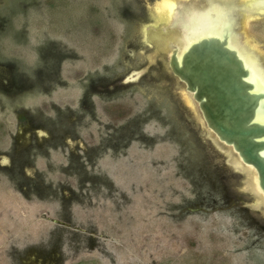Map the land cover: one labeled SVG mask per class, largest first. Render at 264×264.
<instances>
[{
  "label": "rangeland",
  "instance_id": "rangeland-1",
  "mask_svg": "<svg viewBox=\"0 0 264 264\" xmlns=\"http://www.w3.org/2000/svg\"><path fill=\"white\" fill-rule=\"evenodd\" d=\"M183 1L179 14L161 0H0V264L62 235L66 264H264V211L171 75L182 31L158 30L174 16L204 33L222 20L215 37L241 26L228 42L246 62L240 42L264 55V18ZM19 163L45 175L38 190Z\"/></svg>",
  "mask_w": 264,
  "mask_h": 264
},
{
  "label": "water",
  "instance_id": "water-1",
  "mask_svg": "<svg viewBox=\"0 0 264 264\" xmlns=\"http://www.w3.org/2000/svg\"><path fill=\"white\" fill-rule=\"evenodd\" d=\"M218 3L221 5L224 1ZM213 6L212 2L209 8ZM181 7L185 11V5ZM181 7L176 11L179 14L184 12ZM209 8L197 5L191 11L202 14ZM259 16L262 14L254 17ZM241 19L243 17L238 21ZM174 27L182 32L181 39L174 40L169 46V68L185 84L186 94L190 92L197 101L201 120L209 135H215L212 141L226 152V162L237 170L239 176L244 177L241 192L253 199L251 206L264 211V122L256 118L264 113V91L254 90L249 69L240 51L235 50L238 49L237 43L235 47L229 45L230 36L239 41L241 35L229 30L231 35L225 31L215 37L214 32L220 27L217 24L214 32H195V36L188 37L189 43L184 44L182 22L174 18L170 29L174 30ZM240 43L241 47H246L242 44L244 42ZM251 55L256 56L252 59L264 71V55ZM137 75L139 72L133 73L128 79L133 80ZM250 181L257 188L256 193L250 188L246 189ZM256 194L259 200L254 203Z\"/></svg>",
  "mask_w": 264,
  "mask_h": 264
},
{
  "label": "flooded vegetation",
  "instance_id": "flooded-vegetation-1",
  "mask_svg": "<svg viewBox=\"0 0 264 264\" xmlns=\"http://www.w3.org/2000/svg\"><path fill=\"white\" fill-rule=\"evenodd\" d=\"M197 1L198 2H201V3H197ZM208 0H193V2H192V4L191 5H193V4H195L196 3V6L198 5H200L201 7H204V8H209V6H210V3L209 2H207ZM229 1H232V0H229ZM253 1V0H252ZM251 0L250 1H248V4L249 3H251L252 2ZM255 2H257V1H259V0H254ZM184 3H187L188 5H189V2L188 1H186V0H184L183 1ZM206 2V3H205ZM261 2H264V0H261ZM208 3V4H207ZM243 3H245V0H243ZM209 5V6H208ZM182 5L180 4V6L179 7H181ZM208 6V7H207ZM176 8V10H177V7L176 6H174L173 7V9H175ZM182 8V7H181ZM192 8V6H189L188 7V11L190 12V10L189 9H191ZM262 9V8H261ZM251 11L252 12H256V11H258V10H252L251 9ZM255 15H258V12L255 14ZM245 17V16H244ZM174 18H176L175 16H174ZM260 18H264V14H262V16H259L258 18H255V19H257V20H259ZM160 27V26H159ZM164 27H166V26H164ZM163 27V28H164ZM161 28V27H160ZM158 29L159 31H161L162 30V32H163V28L162 29ZM169 28H170V26H169ZM150 29H151V27H150ZM174 29L176 30V27H174ZM152 30V32L153 31H158L157 30V28H153V29H151ZM172 29H169L168 31H171ZM219 30V29H218ZM234 30H236V31H234ZM241 30H242V28H241V26H238V28H233L232 30H230V31H234L235 33H239L242 37H243V35L241 34ZM147 32V31H146ZM146 32H145V34H146ZM162 32H160V33H162ZM165 32H167V31H164V33ZM144 34V35H145ZM180 39V38H179ZM174 41V40H173ZM150 42V41H149ZM168 49V48H167ZM169 51H170V49H169ZM170 54V53H169ZM169 60H170V58H169V55H168V67H169ZM169 70H170V68H169ZM136 72H139V75L142 73V71L140 70V71H133V73H136ZM170 72H171V70H170ZM133 73L132 74H130V75H128L125 79H127L128 81L127 82H132V80H129L128 78L131 76V75H133ZM139 75H137V76H135V77H133V78H137ZM171 75L174 77V78H176L173 74H172V72H171ZM183 83V82H182ZM183 85H184V90H186V86H185V84L183 83ZM93 86V82H91L90 84H89V87H92ZM186 93V92H185ZM188 97H189V99H191L192 100V102H193V104H194V106H195V108L198 110V113H199V116H200V118H201V113H200V111H199V109H198V106H197V101L194 99V97H193V95L189 92L188 93V95H187ZM88 97V96H87ZM90 101V100H89ZM91 102V101H90ZM23 120H24V122L26 121V119H24L23 118ZM27 124V123H26ZM212 135L213 136H215L213 133H212ZM207 139V141H209V146H210V148L212 149V150H216L217 152H219V153H222V149L219 147L218 148V146L213 142V141H210V139L209 138H206ZM28 149V148H27ZM26 149V150H27ZM224 152V151H223ZM224 157V165H231V164H229L228 162H226L225 160V155L223 156ZM72 158H76V159H80V155L79 154H77V155H75V154H72ZM25 162H27V165H29V159H23ZM16 161H19L20 163L22 162L21 160H16ZM3 162H5V161H3L2 160V163ZM1 163V164H2ZM20 163L18 164V166L20 167ZM224 165L223 164H221V167L223 166V168H224ZM63 166V169H66V168H69V166L68 165H62ZM79 167V166H78ZM22 167H20V169H19V174H21L20 176H23L24 177V179H26V181L28 182V183H24V185L27 187V188H30V191H33L34 192V190L36 189V190H38L43 184L41 183V182H43L44 183V177H42L44 174L43 173H40V172H37L38 170H35V173H34V175H32V174H28L26 171H25V169H21ZM234 168V167H233ZM12 169V168H11ZM9 171H11V170H9ZM12 172V171H11ZM236 172V171H235ZM236 173H238V172H236ZM239 174V173H238ZM45 176V175H44ZM31 182V184H30V182ZM23 184V183H22ZM48 187H51V185H49ZM52 188V187H51ZM23 189V188H22ZM24 190V189H23ZM41 190H43V188H41ZM73 190V189H72ZM242 193V192H241ZM63 235L59 238V236H58V240L57 239H55V241L53 242L52 241V243H49V247H47L46 249H44V248H35V249H32L31 250V253H26L25 255H19L18 253L16 254V256H17V263L18 264H66V262L69 260V256H68V254L69 253H71V251H70V249H69V245H70V243L69 242H67V240L65 239L64 241H63ZM62 238V239H61ZM61 239V240H60ZM69 240H71L72 241V239L69 237V239H68V241ZM76 249H78V247L76 246ZM69 252V253H68Z\"/></svg>",
  "mask_w": 264,
  "mask_h": 264
},
{
  "label": "bare ground",
  "instance_id": "bare-ground-1",
  "mask_svg": "<svg viewBox=\"0 0 264 264\" xmlns=\"http://www.w3.org/2000/svg\"><path fill=\"white\" fill-rule=\"evenodd\" d=\"M186 1H188L189 2V5H191L192 4V2H193V0H186ZM220 1H224V2H228L229 0H220ZM238 2V4H239V6L241 5V6H244V9H245V7L247 8V10H245V12H247V14L245 15V17L246 16H256L255 14L258 12V14L259 13H261V14H264V11H262L261 10V8L259 9V11H256V12H252L251 11V9H252V6H251V4H252V2L251 3H249L248 4V1H250V0H245V3H243V2H241V0H232V2ZM252 1V0H251ZM207 2H209V3H212L213 1H210V0H208ZM206 3V2H205ZM187 6H189L187 3H185ZM240 6V7H241ZM194 8H196V5H195V7ZM209 11V14H211V15H213V16H215L216 15V10L214 9V8H209L208 9ZM238 11V13H239V10H237ZM241 11V10H240ZM220 11H218V13H219ZM233 12V11H232ZM242 12V11H241ZM236 13V12H235ZM220 14V13H219ZM221 14H223V13H221ZM233 14V13H232ZM237 14V13H236ZM239 15H240V13H239ZM241 15L242 16H240V17H243L244 15L241 13ZM204 17H207V16H204ZM204 17H200L199 19H203ZM235 18H236V16H234ZM239 17V16H238ZM232 19H234V18H232ZM238 20V19H237ZM225 21H226V19H225ZM220 22H222V20H219L218 19V21H216V23L214 22L213 24H211L212 26L211 27H213V28H217L216 26H217V24L218 23H220ZM236 23V22H235ZM235 23H234V26L233 27H236V26H238V23H236L237 25L235 26ZM170 24L171 23H169L166 27H164L163 28V32L164 31H168L170 28H169V26H170ZM221 24V23H220ZM210 26H206L205 28H201V30H199V28H197V26L194 28V29H192L191 31H190V27L188 26V27H184V29L186 30V35H184L186 38L185 39H183V41L185 42L184 44H187V43H189L188 41V37H191L192 38V36L191 35H194L195 36V32H197V33H204V32H206V30H207V28H209ZM229 27H232V24H231V26H229ZM228 27V28H229ZM218 28H220V27H218ZM224 28H225V25H224ZM231 29V28H230ZM236 29V28H235ZM219 30H222V31H224L223 29H219ZM234 31H236V30H234ZM185 34V33H184ZM228 41H229V39H228ZM246 44L248 45V42H246ZM247 45H245L246 47H243L244 48V55H245V60H246V62H244L245 63V65H248V69H249V79H250V81L254 84V90H256V91H260V90H262V91H264V86H263V84L262 83H258V82H260L261 80H264V71L262 70V69H259V64L255 61V60H253L254 59V57H256V56H254V57H252V55L251 54H255L256 55V53H255V51L254 50H251V49H249L248 48V46ZM248 49V50H247ZM247 50V51H246ZM258 55V54H257ZM253 58V59H252ZM244 61V60H243ZM256 63H257V65H256ZM250 64V65H249ZM193 103V102H192ZM260 122L262 121V122H264V113H261V115H259V116H257L256 117ZM251 182V181H250ZM251 186L253 187V189L257 192V188L256 187H254V185H253V183L251 182ZM255 192V193H256ZM257 195L258 194H256V198H258L257 197ZM259 200V199H258Z\"/></svg>",
  "mask_w": 264,
  "mask_h": 264
},
{
  "label": "snow or ice",
  "instance_id": "snow-or-ice-1",
  "mask_svg": "<svg viewBox=\"0 0 264 264\" xmlns=\"http://www.w3.org/2000/svg\"><path fill=\"white\" fill-rule=\"evenodd\" d=\"M161 3L176 6L179 9L181 0H161Z\"/></svg>",
  "mask_w": 264,
  "mask_h": 264
}]
</instances>
